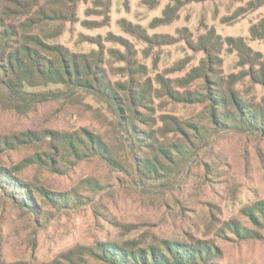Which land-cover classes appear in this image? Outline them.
Listing matches in <instances>:
<instances>
[{"label": "rangeland", "instance_id": "obj_1", "mask_svg": "<svg viewBox=\"0 0 264 264\" xmlns=\"http://www.w3.org/2000/svg\"><path fill=\"white\" fill-rule=\"evenodd\" d=\"M29 34L91 64V86L36 65L22 86L9 60ZM231 94L264 111V0H0V264H113L106 245L167 242L264 264V133L214 122L215 107L239 120Z\"/></svg>", "mask_w": 264, "mask_h": 264}, {"label": "trees", "instance_id": "obj_2", "mask_svg": "<svg viewBox=\"0 0 264 264\" xmlns=\"http://www.w3.org/2000/svg\"><path fill=\"white\" fill-rule=\"evenodd\" d=\"M6 32L9 33L8 30ZM33 45V46H31ZM56 46L46 44L38 35L29 34L26 36L24 42L20 46H17L14 52V56L11 55L9 60V68L13 70V64L15 62L22 73V86L25 84L34 86L35 84L30 83V78L33 76V65L37 66V71L41 79L45 78L47 81L50 80L52 83L67 85L68 87H82L87 88L91 86L90 74H91V64H82L78 61V55L72 53L70 56H66L61 51L56 50ZM51 50L62 54L61 61L57 62L56 59H51L49 56H41V53H50ZM14 60V61H13ZM30 62V63H29ZM99 86L103 85V93L106 101L111 103H116V90L115 87L108 88L106 83L99 78ZM115 92V93H114ZM225 99H226V95ZM214 103H220L223 101V105H226L227 102H224L222 96H212ZM231 100L236 104L239 110V120L231 114V112H226L225 114L219 113V110H211L214 122L223 127H227L228 123L232 124V127H236V122H240L241 128L248 127L251 131L255 129L264 133V111H252L248 110L239 100L235 97L234 94H231ZM227 107V106H226ZM231 121V122H230ZM57 136V141H60V144L67 145L75 149L76 153H80L82 145L85 144L81 138L76 137L75 135H66L61 134V132H55ZM87 134V132H86ZM90 134V133H88ZM87 134V135H88ZM91 144L93 149L98 151L103 156L112 159L110 156L109 149L106 143H104L99 137H93L91 135ZM90 142V141H89ZM159 152L167 154L169 157H172V153L165 148L160 146ZM154 161L160 163L159 160H150L145 159L146 168L156 170V165ZM156 162V163H157ZM28 190V189H27ZM26 204H28L26 202ZM264 205V204H263ZM259 212L262 214L256 215V222L258 224H264V207H259ZM262 215V216H261ZM263 217V220H260ZM259 232H255L257 234ZM250 236V234H249ZM166 248L169 249V254L163 253L160 248L151 246L150 248H131L130 244H114L105 246L103 248L102 255L104 258L109 259L113 264H201L199 263L200 259H204L210 252L208 248H204L203 244L196 243L194 246H187L186 244H174L167 242Z\"/></svg>", "mask_w": 264, "mask_h": 264}]
</instances>
